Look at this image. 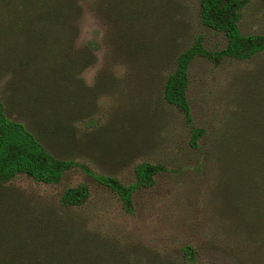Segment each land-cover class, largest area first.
I'll use <instances>...</instances> for the list:
<instances>
[{
  "label": "rangeland",
  "instance_id": "obj_1",
  "mask_svg": "<svg viewBox=\"0 0 264 264\" xmlns=\"http://www.w3.org/2000/svg\"><path fill=\"white\" fill-rule=\"evenodd\" d=\"M198 2L0 0L5 116L52 156L122 185L136 164L161 168L130 212L78 168L54 185L0 184V264H187L183 246L192 264H264V50L188 64L197 149L162 99L179 53L195 41L224 47ZM237 27L264 35V0H244ZM77 185L84 202L60 206Z\"/></svg>",
  "mask_w": 264,
  "mask_h": 264
},
{
  "label": "trees",
  "instance_id": "obj_2",
  "mask_svg": "<svg viewBox=\"0 0 264 264\" xmlns=\"http://www.w3.org/2000/svg\"><path fill=\"white\" fill-rule=\"evenodd\" d=\"M244 0H199L198 18L200 24L224 39V47L208 52L198 41L178 54L174 69L166 77L162 87L164 103L176 108L182 116L188 131V144L198 148V140L202 131L191 122L189 105L185 96L187 90L186 70L195 58L220 61L228 58L236 61L251 59L264 50V35H242L237 27L239 10ZM30 12H33L32 8ZM34 13V12H33ZM32 15V14H31ZM78 168L84 175L115 194L121 206L127 212L131 209V196L140 188H148L153 184V177L161 172L156 165L139 163L133 166L134 181L122 185L113 178L97 175L87 167L68 159H58L49 154L36 137L22 123L8 119L0 100V184L7 183L19 175H23L36 183L54 185L64 173ZM87 197L83 185L66 188L59 197L62 207H78ZM184 262L192 264L193 251L189 246L181 248Z\"/></svg>",
  "mask_w": 264,
  "mask_h": 264
}]
</instances>
